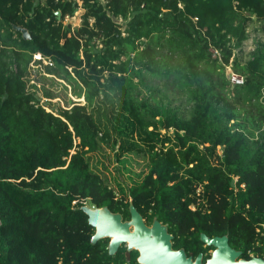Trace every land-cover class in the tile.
Wrapping results in <instances>:
<instances>
[{"label": "trees", "instance_id": "obj_1", "mask_svg": "<svg viewBox=\"0 0 264 264\" xmlns=\"http://www.w3.org/2000/svg\"><path fill=\"white\" fill-rule=\"evenodd\" d=\"M73 4L0 0V264H139L92 243L89 202L264 258V41L240 54L264 0H82L78 27ZM146 78L189 110L143 94Z\"/></svg>", "mask_w": 264, "mask_h": 264}, {"label": "water", "instance_id": "obj_2", "mask_svg": "<svg viewBox=\"0 0 264 264\" xmlns=\"http://www.w3.org/2000/svg\"><path fill=\"white\" fill-rule=\"evenodd\" d=\"M57 14L60 16L61 11H57ZM15 28L25 38H30L27 28L20 25H15ZM232 184L235 185V180ZM82 209L88 214L89 224L95 228L91 239L93 244L102 238H110L108 249L110 254H114L121 243L128 242L129 249L136 248L139 251L138 260L141 264H264V258L260 256L237 260L242 252L230 246L227 235L209 238L205 233L201 234L202 240L216 249L205 263L202 262V254L193 261L187 257L184 249H173L172 236L167 232L166 225L155 220L152 226H147L133 204L130 207L132 219L126 222L122 221L121 214L112 212L108 206L84 204ZM131 225H134V230L130 229Z\"/></svg>", "mask_w": 264, "mask_h": 264}, {"label": "rangeland", "instance_id": "obj_3", "mask_svg": "<svg viewBox=\"0 0 264 264\" xmlns=\"http://www.w3.org/2000/svg\"><path fill=\"white\" fill-rule=\"evenodd\" d=\"M78 5H74L67 9L64 20L65 23H71L73 27H78L82 23V14L84 13V9L82 7V0H77ZM62 13L60 14V16ZM249 38L245 41L242 50L240 51V54L244 58H248L251 53L254 51L256 44L260 41H264V26L260 21L257 19H254L251 21L249 27ZM34 61V60H33ZM36 62V61H34ZM42 62V61H41ZM44 63V61H43ZM232 70L231 66L226 67V75L229 77L230 71ZM243 77V76H242ZM244 78V77H243ZM147 81L145 84L140 85L141 92L143 94L151 95L158 99L159 101H162L163 103L169 104L171 107L177 108L180 111H188L189 105L188 100L186 96L182 93V91L173 84H170L166 80L161 79H150L146 78ZM63 83L66 84L65 80L61 79ZM148 83V85H146ZM153 87V89L149 90L147 88ZM58 90L62 95L65 96L64 88L61 85H58ZM72 87L69 86L68 88V96L74 99L75 101H81L84 103V98H78L75 95H73ZM150 96V97H151ZM61 100V98H56L53 101ZM49 101L47 98H43L42 102ZM61 104L64 105V100H61ZM49 109V108H48ZM219 152L221 153V148H219ZM89 206H92V204L86 203Z\"/></svg>", "mask_w": 264, "mask_h": 264}, {"label": "flooded vegetation", "instance_id": "obj_4", "mask_svg": "<svg viewBox=\"0 0 264 264\" xmlns=\"http://www.w3.org/2000/svg\"><path fill=\"white\" fill-rule=\"evenodd\" d=\"M131 204H133L132 202H130L129 205V215L125 214L124 212H120V211H112L110 208V210L114 213H119L122 216V221L126 222V221H131L132 219V214L130 211V207ZM134 205V204H133ZM135 206V205H134ZM137 209V208H136ZM138 210V209H137ZM138 212L140 213V215L142 216V219L144 221V223L147 226H152L155 220H159L157 218H154L152 221H149L148 217L145 216L143 213H141L139 210ZM160 221V220H159ZM163 225L167 226V232L171 234L172 238H171V243H172V247L175 250H179V249H184V251L186 252L187 257H191L193 261H195L197 259V257L202 254V262L205 263L213 254V252L215 251L216 247L214 245H211L209 243H207L206 241L202 240L201 238V234L205 233V232H201L199 239H194L193 235H189L188 240H181L179 241V239H177V235L172 231V229L170 228V226L167 223H164L162 221H160ZM131 230H134V225H131L130 227ZM209 238H214V237H222L223 235H208L207 233H205ZM108 239V246H109V242H110V238ZM99 241V240H98ZM230 244V243H229ZM231 246V244H230ZM233 247V246H231ZM234 249H236L235 247H233ZM120 250H123L125 258L127 259V261H131L133 258H136L137 262L139 264H141L138 260L139 257V251L136 248H132L129 249V243L128 242H123L120 244L119 249L112 255L117 254ZM238 251L239 249H236ZM129 254V256H128ZM244 257H242V253L241 255L237 258V260L242 259ZM247 259V258H246Z\"/></svg>", "mask_w": 264, "mask_h": 264}, {"label": "built area", "instance_id": "obj_5", "mask_svg": "<svg viewBox=\"0 0 264 264\" xmlns=\"http://www.w3.org/2000/svg\"><path fill=\"white\" fill-rule=\"evenodd\" d=\"M33 60L36 62H32V67H42L44 65L53 66L54 64V62L50 58L43 56L41 53H35L33 55ZM229 78L233 84H242L244 82V78L241 75L235 73L233 70L230 71Z\"/></svg>", "mask_w": 264, "mask_h": 264}]
</instances>
